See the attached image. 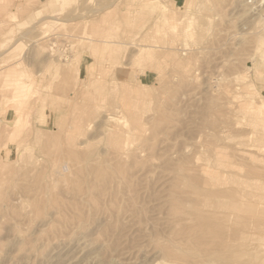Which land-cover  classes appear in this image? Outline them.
Returning a JSON list of instances; mask_svg holds the SVG:
<instances>
[{"label": "rangeland", "instance_id": "obj_1", "mask_svg": "<svg viewBox=\"0 0 264 264\" xmlns=\"http://www.w3.org/2000/svg\"><path fill=\"white\" fill-rule=\"evenodd\" d=\"M263 40L246 0H0V264H264Z\"/></svg>", "mask_w": 264, "mask_h": 264}, {"label": "bare ground", "instance_id": "obj_2", "mask_svg": "<svg viewBox=\"0 0 264 264\" xmlns=\"http://www.w3.org/2000/svg\"><path fill=\"white\" fill-rule=\"evenodd\" d=\"M246 7H247V6H246ZM246 9H247V8H246ZM42 22H43V21H42ZM43 25H44V24H43ZM263 41H264V40H263ZM261 46H262V45H261ZM263 47H264V46H263ZM103 71H104V70H103ZM104 75H105V74H104ZM100 76H101V75H100ZM67 95H68V94H67ZM68 97H69V96H68ZM37 98H38V97H37ZM69 98H70V97H69ZM36 100H37V99H36ZM33 101H34V100H33ZM33 103H34V102H33ZM77 105H78V104H77ZM33 106H34V105H33ZM73 107L75 108V106H73ZM78 107H79V106H78ZM80 107H81V106H80ZM80 110H81V108H80ZM84 113H85V112H84ZM79 114H80V113H79ZM75 115H78V114H75ZM71 116H72V114H71ZM75 121H76V120H75ZM123 132H124V131H123ZM26 136H27V135H26ZM121 136H122V135H121ZM0 140H1V139H0ZM61 140H63V139H61ZM62 142H63V141H62ZM86 142H87V141H86ZM60 147H61V146H60ZM71 148H72V146H71ZM58 151H59V149H58ZM69 151H70V150H69ZM66 152H67V151H66ZM119 154H120V153H119ZM79 155H81V154H79ZM114 155H115V154H114ZM120 155H121V154H120ZM70 156H72L71 153H70ZM118 157H119V155H118ZM68 158H70V157H68ZM68 158H67V159H68ZM119 161H120V159H119ZM73 162H75V161H73ZM78 163H79V162H78ZM81 163H82V162H81ZM219 163H220V164L223 163V165H225V161L220 160ZM231 163H232V164H231V167H232L234 163H233V162H231ZM14 165H15V164H14ZM0 166H1V165H0ZM234 166H235V165H234ZM2 167H3V166H2ZM239 167H240V166H239ZM239 169H240V168H239ZM5 170H6V169H5ZM60 170H61V169H60ZM60 170H59V171H60ZM71 170H72V169H71ZM90 170H91V169H90ZM113 170H114V169H113ZM250 170H251V169H250ZM250 170H249V172H250ZM77 171H78V170H77ZM82 171H83V169H82ZM84 171H85V170H84ZM118 171H119V170H118ZM70 172H71V171H70ZM73 172H75V171L73 170ZM73 172H72V173H73ZM79 172H80V171H79ZM251 172H253V170H251ZM4 174H5V173H4ZM25 174H26V173H25ZM87 174H88V172H87ZM9 176H10V175H9ZM66 176H68V175H66ZM65 178H66V177H65ZM79 178H80V177H79ZM81 178H82V177H81ZM73 179H74V178H73ZM121 179H122V178H121ZM8 180H9V179H8ZM67 180H69V179H67ZM71 180H72V179H71ZM113 180H115V179H113ZM118 180H119V179H118ZM89 181H90V180H89ZM79 182H80V181H79ZM62 183H63V182H62ZM72 183H73V182H72ZM7 184H8V183H7ZM22 184H23V183H22ZM77 184H78V183H77ZM84 184H85V183H84ZM0 185H1V184H0ZM12 185H13V184H12ZM79 185H80V184H79ZM82 185H83V184H82ZM115 185H116V184H115ZM123 185H125V184H123ZM79 187H80V186H79ZM22 188H23V187H22ZM82 188H83V187H82ZM87 188H89V187H87ZM30 190H31V189H30ZM79 190H80V189H79ZM18 191H19V189H18ZM63 191H64V190H63ZM75 192H76V191H75ZM31 193H32V192H31ZM58 194H59V193H58ZM4 195H5V194H4ZM56 195H57V194H56ZM177 195H179V194H177ZM191 195H192V194H191ZM16 196H17V195H16ZM34 196H35V195H34ZM20 197H21V196H20ZM174 197H175V196H174ZM180 197H181V196H180ZM29 198H30V197H29ZM53 198H54V197H53ZM170 198H171V197H170ZM175 198H176V197H175ZM194 198H195V197H194ZM32 199H34V198H32ZM32 199H31V201H32ZM37 199H39V198H37ZM177 199H178V198H177ZM8 200H9V199H8ZM170 200H172V198H171ZM5 201H7V200H5ZM11 201H12V200H11ZM175 201H176V200H175ZM183 201H184V200H183ZM185 201H186V200H185ZM190 201H191V200H190ZM190 201H189V202H190ZM8 202H9V201H8ZM27 202H28V201H27ZM33 202H34V201H33ZM171 202H172V201H171ZM179 202H181V201H180V200L177 201V203H179ZM10 203H11V202H10ZM35 203H36V201H35ZM43 203H44V202H43ZM56 203H57V202H56ZM172 203H173V202H172ZM174 203H175V202H174ZM186 203H187V201H186ZM36 204L38 205V203H36ZM58 204H59V203H58ZM184 204H185V203H184ZM184 204H183V205H184ZM31 205H32V204H31ZM33 206H34V205H33ZM38 206H40V205H38ZM56 207H57V206H56ZM68 207H69V206H68ZM31 208H32V207H31ZM36 209H37V208H36ZM175 213H176V212H175ZM197 221H199V220H197ZM201 221L203 222L204 220H201ZM201 221H200V222H201ZM204 223H205V221H204ZM201 224H203V223H201ZM198 225L200 226L199 223H198ZM195 226H196V225H195ZM199 226H198V227H199ZM201 226L203 227V225H201ZM204 226H205V224H204ZM211 228H212V227H211ZM180 229H181V228H180ZM204 229H205V227H204ZM224 229H225V228H224ZM224 229H223V230H224ZM202 230H203V229H202ZM205 230H206V229H205ZM205 230H204V231H205ZM209 230H211V229H209ZM209 230H208V231L206 230V232L208 233ZM212 230L214 231L215 229H212ZM217 230H218V229H217ZM221 230H222V229H221ZM229 230H230V229H229ZM178 231H179V230H178ZM189 231H190V230H189ZM193 231H194V230H193ZM197 231H198V230H197ZM213 231H212V233H213ZM224 231H225V230H224ZM183 232H184V231H183ZM206 232H204V233H205L204 236L207 234ZM210 232H211V231H210ZM210 232H209V233H210ZM214 232H215V231H214ZM216 232H217V231H216ZM220 232H221V231H220ZM222 232H223V231H222ZM226 232H228V231H226ZM226 232H225V233H226ZM191 233H193V232H191ZM200 233H201V231H200ZM200 233H199V234H200ZM212 233H211V235H212ZM218 233H219V232H218ZM229 233H230V232H229ZM178 234H179V233H178ZM193 234H194V233H193ZM193 234H192V235H193ZM214 234H215V233H214ZM214 234H213V235H214ZM200 235H201V234H200ZM217 235H218V234H217ZM223 235H224V234H223ZM195 236H196V232H195ZM208 237L210 238L211 236H209V234H208ZM193 238H194V237H193ZM214 239H215V238H214ZM216 239H217V238H216ZM216 239H215V241H216ZM219 239H220V238H219ZM219 239H218V242L221 240V239H220V240H219ZM196 241H197V239H196ZM199 241H200V240H199ZM202 242H203V241H202ZM198 245H199V244H198ZM200 246H201V245H200ZM215 246H216V245H215ZM218 246H219V244H218ZM201 247H202V246H201ZM206 247H207V246H206ZM211 247H214V246H211ZM197 248H198V247H197ZM202 248H204V247H202ZM209 248H210V247H207V249H209ZM199 249H201V248H199ZM203 252H204V251H203ZM199 253H200V252H199ZM200 254H201V253H200ZM200 254H199V255H200ZM202 254H203V253H202ZM205 254H206V252H205ZM184 261H185V260H184ZM190 261L192 262V260H189V262H190ZM185 262H186V261H185ZM189 262H188V263H189ZM191 262H190V263H191ZM211 262H212V261H211ZM192 263H193V262H192Z\"/></svg>", "mask_w": 264, "mask_h": 264}, {"label": "built area", "instance_id": "obj_3", "mask_svg": "<svg viewBox=\"0 0 264 264\" xmlns=\"http://www.w3.org/2000/svg\"><path fill=\"white\" fill-rule=\"evenodd\" d=\"M246 6L251 14L264 18V0H246Z\"/></svg>", "mask_w": 264, "mask_h": 264}]
</instances>
